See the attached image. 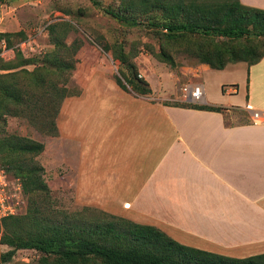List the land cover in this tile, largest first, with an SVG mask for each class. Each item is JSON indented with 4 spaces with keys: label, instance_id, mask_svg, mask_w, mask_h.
Here are the masks:
<instances>
[{
    "label": "crops",
    "instance_id": "obj_1",
    "mask_svg": "<svg viewBox=\"0 0 264 264\" xmlns=\"http://www.w3.org/2000/svg\"><path fill=\"white\" fill-rule=\"evenodd\" d=\"M264 9V0H240ZM204 105H174L177 85L140 94L119 81L82 85L58 112L60 176L77 203L154 225L231 257L264 253V57L182 67ZM246 117L232 123L235 112ZM254 111L261 120L254 122Z\"/></svg>",
    "mask_w": 264,
    "mask_h": 264
},
{
    "label": "trees",
    "instance_id": "obj_2",
    "mask_svg": "<svg viewBox=\"0 0 264 264\" xmlns=\"http://www.w3.org/2000/svg\"><path fill=\"white\" fill-rule=\"evenodd\" d=\"M92 1L106 13L131 25L139 24V19L134 17L137 13L149 16L142 24L168 40L186 34L234 40L264 33V9L246 6L240 0H131L124 11L101 7L98 0ZM50 31H56L55 24L50 26ZM11 34L0 33V38L9 40ZM55 43L58 49H65L64 59L55 52L48 53L43 58L45 63L29 69L27 65L36 64L38 59L25 57L19 50L15 59L0 61V120L4 123L8 116L24 117L43 134L58 135L59 108L66 97L78 95L80 90L70 80L78 62L75 49L67 43L57 40ZM160 56L172 67L176 65L172 56L165 53ZM263 57V53L249 44L234 49L228 57L223 50L212 49L199 53L197 59L212 68L222 69L230 62L254 64ZM118 58L125 60L124 51ZM49 62L55 63L56 69L47 65ZM120 72L126 84L137 93H152L149 83L132 71ZM171 104L224 109L182 101ZM44 147V143L26 136L0 135V163L10 174L23 178L26 195L47 187L40 174L42 167L32 160ZM84 208L99 215L93 212L87 218H65L60 222L49 220L45 215L0 219L1 242L11 247L6 252L0 251V264L10 261L17 250L23 248L42 252L44 264H264V253L226 256L185 245L157 226L134 222L98 208Z\"/></svg>",
    "mask_w": 264,
    "mask_h": 264
},
{
    "label": "rangeland",
    "instance_id": "obj_3",
    "mask_svg": "<svg viewBox=\"0 0 264 264\" xmlns=\"http://www.w3.org/2000/svg\"><path fill=\"white\" fill-rule=\"evenodd\" d=\"M98 1L101 7L124 11L131 0ZM134 17L139 19L138 25L124 23L106 13L92 0H0V33H12L9 40L0 38V61L15 59L19 50L25 57L38 59L36 64L27 65L29 69L45 63L43 58L48 53L55 52L64 59L65 49H58L55 43L57 40L73 46L76 51L78 62L70 80L80 92L82 85L115 84L117 77L126 83L120 70L127 73L132 71L149 85H177L181 91V86L186 82L181 73L182 67L201 63L197 59L199 53L220 49L228 57L234 49L251 44L257 52L264 54V33H252L234 40L198 34H186L168 40L142 24L149 16L137 13ZM54 24L56 31L52 33L50 26ZM249 28L252 30V25ZM122 51L125 53L124 61L118 58ZM162 53L172 56L176 65L172 67L169 62L162 60ZM47 65L53 69L57 67L52 62ZM235 113V118H228L232 123L241 122L246 117L242 112ZM2 121L0 120L1 136H26L45 146L32 160L42 167L40 174L47 187L26 195L27 208L21 215H45L49 220L58 222L65 218H87L93 212L99 215L84 208L96 207L77 203L73 186L62 183L60 176L64 175L65 170L59 161V135L43 134L24 117L8 116L5 123ZM56 121L58 124V117ZM2 236L0 227V251L6 252L11 247L1 242ZM42 256L44 254L36 249L23 248L17 250L10 261L1 264H44Z\"/></svg>",
    "mask_w": 264,
    "mask_h": 264
},
{
    "label": "built area",
    "instance_id": "obj_4",
    "mask_svg": "<svg viewBox=\"0 0 264 264\" xmlns=\"http://www.w3.org/2000/svg\"><path fill=\"white\" fill-rule=\"evenodd\" d=\"M180 101L202 104L204 102L203 85L199 82H185L181 86ZM254 122L261 120L260 112L254 111ZM27 208V196L24 180L10 174L0 163V219L21 215Z\"/></svg>",
    "mask_w": 264,
    "mask_h": 264
}]
</instances>
